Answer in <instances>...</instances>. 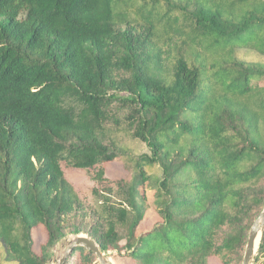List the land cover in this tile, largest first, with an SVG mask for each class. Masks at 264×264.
Segmentation results:
<instances>
[{
	"label": "trees",
	"instance_id": "obj_1",
	"mask_svg": "<svg viewBox=\"0 0 264 264\" xmlns=\"http://www.w3.org/2000/svg\"><path fill=\"white\" fill-rule=\"evenodd\" d=\"M238 49L264 57V0H0L5 260L48 264L83 231L132 264H240L264 207V60ZM115 99L130 107L122 125ZM121 131L150 152L124 151ZM119 157L132 178L117 201L95 187L90 214L68 170L102 183ZM156 164L161 177L146 170ZM149 211L159 218L140 231ZM79 215L93 223L70 222ZM64 264L100 263L80 246Z\"/></svg>",
	"mask_w": 264,
	"mask_h": 264
},
{
	"label": "rangeland",
	"instance_id": "obj_2",
	"mask_svg": "<svg viewBox=\"0 0 264 264\" xmlns=\"http://www.w3.org/2000/svg\"><path fill=\"white\" fill-rule=\"evenodd\" d=\"M238 56L246 61H263L264 57L260 54L245 50V49H238L237 51ZM110 113L115 115V118L121 121V125L123 124L128 111L130 109L129 105L124 103V100L121 99H115L110 103ZM117 141L120 144V146L123 147V150L130 153L134 156H139L143 153L150 152L148 146L146 143L140 139H134L131 136H129L124 131H121L117 133ZM105 178L106 180L102 183H99L97 179H95L97 170L96 171H77V170H68V176L70 175L72 181L77 186L80 195L83 199L84 205L86 206V210L88 212L93 213L92 208H94L95 211L101 210L100 206L97 202V195L93 192V189L95 187L100 188V190L103 193L109 194L106 192L109 188H114V194H112V200L117 201L118 197V185L116 182L122 181V180H129L133 176V165L132 163L125 158L119 157L117 161H111L105 164ZM146 170L148 173H151L157 177L162 176V171L159 165H153V166H147ZM109 191V190H108ZM258 217V215L252 217L249 220L250 226L253 224L255 219ZM158 216L153 211H149L147 214L146 220L140 225L139 230L145 231L150 228H152L153 224L158 220ZM93 219L89 216L86 218H83L82 215H79L77 217H72L70 222L75 223V225L78 224H85L89 225L93 223ZM122 232L125 234L127 230L122 226ZM34 241H35V250L38 252L40 251V246L46 242L47 238V232L43 226H40L34 230ZM78 235H88L87 232H80V233H68L63 239H61L53 248V254L51 257V260L48 262V264H58L60 263V260L62 256L64 255L66 249L69 247L70 243L78 236ZM89 236V235H88ZM263 237V235H262ZM261 237V240H262ZM260 240V243H261ZM259 243V247H260ZM259 247L258 250L254 256L253 264H259V261H255V257L259 253ZM106 254V257L110 260L112 264H132L130 260L125 258L124 256H117L115 257L114 254H117V251H109ZM242 263V261H241ZM240 263V264H241ZM0 264H15L13 262H7L5 260L4 256V248L0 244ZM210 264H223L219 258L212 257L210 259Z\"/></svg>",
	"mask_w": 264,
	"mask_h": 264
},
{
	"label": "water",
	"instance_id": "obj_3",
	"mask_svg": "<svg viewBox=\"0 0 264 264\" xmlns=\"http://www.w3.org/2000/svg\"><path fill=\"white\" fill-rule=\"evenodd\" d=\"M264 228V207L259 213L258 217L253 222L246 243V247L244 250V255L241 264H253L254 256L258 250L259 243L261 237L263 235ZM85 247L86 249L93 251L100 264H112L110 260L106 257L105 252L101 250L99 244L92 237L88 235H78L66 249L64 255L62 256L60 263L64 264L66 258L77 248V247Z\"/></svg>",
	"mask_w": 264,
	"mask_h": 264
}]
</instances>
